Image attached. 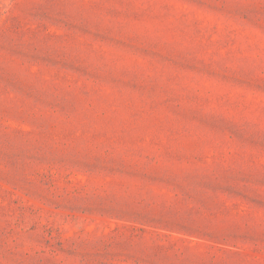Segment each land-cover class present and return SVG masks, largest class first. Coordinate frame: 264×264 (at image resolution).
<instances>
[{
    "label": "rangeland",
    "instance_id": "374dc122",
    "mask_svg": "<svg viewBox=\"0 0 264 264\" xmlns=\"http://www.w3.org/2000/svg\"><path fill=\"white\" fill-rule=\"evenodd\" d=\"M0 264H264V0H0Z\"/></svg>",
    "mask_w": 264,
    "mask_h": 264
}]
</instances>
